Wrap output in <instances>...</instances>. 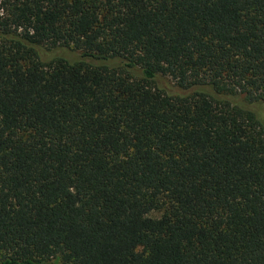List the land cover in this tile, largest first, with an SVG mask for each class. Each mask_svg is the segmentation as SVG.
<instances>
[{
  "label": "trees",
  "instance_id": "16d2710c",
  "mask_svg": "<svg viewBox=\"0 0 264 264\" xmlns=\"http://www.w3.org/2000/svg\"><path fill=\"white\" fill-rule=\"evenodd\" d=\"M0 264H264V0L1 3Z\"/></svg>",
  "mask_w": 264,
  "mask_h": 264
},
{
  "label": "rangeland",
  "instance_id": "374dc122",
  "mask_svg": "<svg viewBox=\"0 0 264 264\" xmlns=\"http://www.w3.org/2000/svg\"><path fill=\"white\" fill-rule=\"evenodd\" d=\"M4 1H6V0H0V5H1V3H3ZM159 215H160V213L159 212H152V213H150V216H152V217H159ZM51 263H54V260H51Z\"/></svg>",
  "mask_w": 264,
  "mask_h": 264
}]
</instances>
